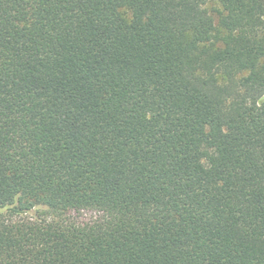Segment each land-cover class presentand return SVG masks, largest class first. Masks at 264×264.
I'll return each instance as SVG.
<instances>
[{
  "label": "trees",
  "instance_id": "obj_1",
  "mask_svg": "<svg viewBox=\"0 0 264 264\" xmlns=\"http://www.w3.org/2000/svg\"><path fill=\"white\" fill-rule=\"evenodd\" d=\"M0 264H264V0H0Z\"/></svg>",
  "mask_w": 264,
  "mask_h": 264
},
{
  "label": "rangeland",
  "instance_id": "obj_2",
  "mask_svg": "<svg viewBox=\"0 0 264 264\" xmlns=\"http://www.w3.org/2000/svg\"><path fill=\"white\" fill-rule=\"evenodd\" d=\"M210 6H211V7H212V6H215V4L212 3V4L209 5V7H210ZM89 215H90V214L84 213V214H83V217H84V218H87V217H89Z\"/></svg>",
  "mask_w": 264,
  "mask_h": 264
}]
</instances>
